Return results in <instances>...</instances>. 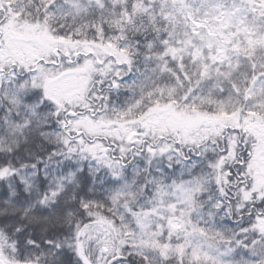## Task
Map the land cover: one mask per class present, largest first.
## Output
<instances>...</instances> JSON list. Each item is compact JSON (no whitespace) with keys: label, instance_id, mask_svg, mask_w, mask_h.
Segmentation results:
<instances>
[{"label":"snow or ice","instance_id":"6c2138e0","mask_svg":"<svg viewBox=\"0 0 264 264\" xmlns=\"http://www.w3.org/2000/svg\"><path fill=\"white\" fill-rule=\"evenodd\" d=\"M0 264H264V0H0Z\"/></svg>","mask_w":264,"mask_h":264}]
</instances>
